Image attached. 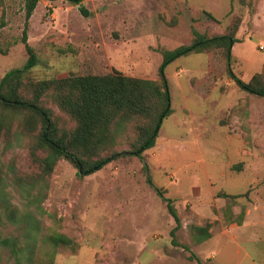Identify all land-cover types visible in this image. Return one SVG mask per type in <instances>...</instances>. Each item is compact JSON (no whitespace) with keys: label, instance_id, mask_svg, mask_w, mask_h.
Listing matches in <instances>:
<instances>
[{"label":"rangeland","instance_id":"374dc122","mask_svg":"<svg viewBox=\"0 0 264 264\" xmlns=\"http://www.w3.org/2000/svg\"><path fill=\"white\" fill-rule=\"evenodd\" d=\"M26 4L0 0V83L28 60ZM84 4L89 17L65 0L38 1L27 31L38 64L21 83L10 82L22 95L32 98L40 81L114 71L160 83L163 52L190 45L195 31L234 34L239 42L231 67L243 81L264 70V0ZM165 76L171 113L144 153L148 169L125 153L139 142V127L148 119L119 121L100 151L121 153L113 161L82 177L63 158L43 183L39 160L48 150L40 147L42 120L12 110L1 118L0 108V191L17 212L16 224L4 217L0 195V230L3 237H18L26 254L21 264H264V97L232 80L224 47L182 56ZM42 104L52 110L59 133L76 128L54 91ZM32 181L30 199L40 195V207L29 206L20 189ZM155 188L180 217L175 238L177 222ZM207 224L211 238L199 241L198 228ZM56 235L72 245L55 244ZM15 262L10 250L1 252L0 264Z\"/></svg>","mask_w":264,"mask_h":264},{"label":"trees","instance_id":"16d2710c","mask_svg":"<svg viewBox=\"0 0 264 264\" xmlns=\"http://www.w3.org/2000/svg\"><path fill=\"white\" fill-rule=\"evenodd\" d=\"M38 1L27 0L26 26L23 31L22 42L25 45L28 60L24 67L8 72L1 80L0 108L5 110L1 111V118H4V115L12 110L20 113L30 112L42 120L40 147L48 150V155L44 159H38L43 170L41 179L43 183H46L47 176L54 170L57 162L63 158L72 161L79 169V175L82 177L101 170L113 161L121 153L101 156L100 151L106 146L107 136L119 121L148 119L147 124L139 127V142L134 144L129 152H125L128 155L139 157L145 168L148 169L144 153L155 146L162 122L171 113V99L165 69L170 63L182 56L201 53L212 47H224L228 60V73L232 80L242 90L261 98L264 97V70L262 73L256 74L248 83L232 70V48L239 42L234 34L208 37L195 31V39L190 45H183L175 50L163 52V61L159 69L160 83L154 80L125 76L114 71L104 76L85 75L40 81L34 84L33 97L28 98L19 92L18 86L12 85L10 82L17 80L21 83L23 77L38 64V56L29 44L27 32L28 22L37 7ZM65 1L79 6L86 0ZM79 10L85 17L91 15L86 6L79 7ZM49 91L55 92L56 101L60 108L76 120L77 126L74 130L58 132V127L52 119V110L42 104V98ZM148 180L153 185L150 177ZM21 185L22 194H27L25 197L30 202L29 206L35 203L39 205L40 195L30 199L33 193L32 189L35 186L34 181ZM155 189L161 199L167 203L170 214L177 222V226L171 232L172 237L175 238L176 232L181 226L180 217L172 200L167 198L160 189ZM0 195L2 196L1 207L5 209L2 215L5 217L6 213L8 220H13L16 224V210L12 208L11 203L4 196V191H0ZM2 215H0V228L4 226ZM198 231L199 241L211 238L208 224L205 227H199ZM52 241L55 244L65 246L72 245V241L63 235L53 236ZM173 241L178 244L175 239ZM6 249L14 255L15 264L23 263L26 254L23 247L20 246L18 237H3L0 230V254Z\"/></svg>","mask_w":264,"mask_h":264},{"label":"water","instance_id":"95a60500","mask_svg":"<svg viewBox=\"0 0 264 264\" xmlns=\"http://www.w3.org/2000/svg\"><path fill=\"white\" fill-rule=\"evenodd\" d=\"M82 6H85V4H84V3H82V4H80V5H79V7H82Z\"/></svg>","mask_w":264,"mask_h":264}]
</instances>
